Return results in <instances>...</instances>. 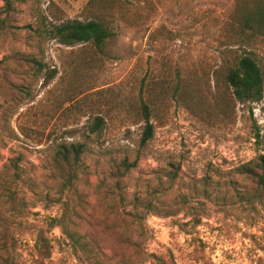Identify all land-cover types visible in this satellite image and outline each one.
I'll return each mask as SVG.
<instances>
[{"label": "rangeland", "instance_id": "rangeland-1", "mask_svg": "<svg viewBox=\"0 0 264 264\" xmlns=\"http://www.w3.org/2000/svg\"><path fill=\"white\" fill-rule=\"evenodd\" d=\"M259 1L26 0L7 8L0 0V169L19 159L26 219L43 225L62 212L54 154L61 142H80L86 151L78 187L88 206L78 214L89 216L78 230L114 254L103 264H123L131 254L102 232L109 212L135 230L141 249L132 264H264V196L247 203L253 184L242 175L264 157V97L234 102L220 72L251 54L264 73V26L253 20ZM122 6L142 18L122 20ZM102 12L115 34L104 56L90 45H60L42 30ZM26 57L42 69L26 65ZM178 78L187 100L173 96ZM140 97L154 109L145 145L144 123L133 113ZM95 117L104 126L91 135ZM125 161L135 165L123 174ZM147 202L154 210L144 215ZM134 209L145 216L141 226L129 223ZM49 238L46 264H89L60 228ZM32 240L22 238L21 264H30Z\"/></svg>", "mask_w": 264, "mask_h": 264}, {"label": "trees", "instance_id": "trees-1", "mask_svg": "<svg viewBox=\"0 0 264 264\" xmlns=\"http://www.w3.org/2000/svg\"><path fill=\"white\" fill-rule=\"evenodd\" d=\"M7 8L11 3H24L26 0H4ZM119 17L133 19L142 14L139 9L130 11L122 6L117 10ZM129 15V16H128ZM255 24L264 26V3L259 1L253 10ZM246 23H252L250 17L245 18ZM254 23V22H253ZM45 27L42 30L50 35L51 39L56 40L60 45H90L97 54L106 55L110 45L115 39L111 21L106 19V13L102 12L97 17L88 21L78 20L66 21L58 25ZM30 67H40L42 64L33 57L22 59ZM4 62H0L3 66ZM222 83L230 93L232 100L237 103H258L264 97V73L261 65L255 56L251 54L240 58H234L230 65H225L220 70ZM186 81L180 78L172 87L173 96L178 100H187L188 90ZM139 106L133 109V113L144 123V131L141 138V145H145L153 137V126L151 116L153 106L149 100L140 97ZM104 126V118L95 117L90 128V134H99ZM86 151V145L80 142H61L57 145L53 158V176L59 184V202L62 203V212L54 218H46L43 225L29 222L26 219L28 214L25 197L26 193L21 188L22 173L19 167V159H11L0 169V264H21L19 253L22 249V238L30 234L33 236L32 246L30 247V264H46L51 260L53 253L52 242L49 234L54 228H60L64 236L66 245L70 246L74 255L78 259L89 262V264H103L113 259V255H106L102 243L93 237L92 234L81 233L78 224L83 227L88 223L89 215H79L88 206L87 197L79 192V184L82 182L81 161ZM123 174L127 173L135 164H123ZM242 175L249 178L253 184L251 190L246 193L247 203L256 201L261 202L264 196V157L259 156L243 167ZM122 174V176H123ZM121 178L118 176L117 178ZM117 178H115L117 180ZM117 186L119 182L116 181ZM64 197L67 200H64ZM135 201L139 202L136 198ZM152 203L147 202L144 207V215L151 213ZM110 211L114 206H108ZM105 209V208H104ZM137 209V208H136ZM134 209L126 213L130 225H140L145 216L139 214ZM2 211H8L9 216L2 215ZM108 211V210H106ZM105 211V212H106ZM136 211V212H135ZM104 212V213H105ZM110 212L103 214L101 222L104 230L102 231L115 243L126 247L131 251L128 260L123 264H132V259L139 256V244L131 235L130 228H124L118 221L110 219ZM128 225V224H127ZM128 225V226H130ZM132 227V226H131ZM131 231V232H130ZM28 245V244H27Z\"/></svg>", "mask_w": 264, "mask_h": 264}]
</instances>
